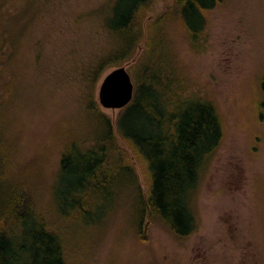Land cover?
Segmentation results:
<instances>
[{
    "label": "rangeland",
    "instance_id": "374dc122",
    "mask_svg": "<svg viewBox=\"0 0 264 264\" xmlns=\"http://www.w3.org/2000/svg\"><path fill=\"white\" fill-rule=\"evenodd\" d=\"M112 1L0 0L7 178L31 198L34 213L66 237V264H264V0H223L205 16L198 52L191 51L178 24L164 27L180 95L213 103L223 132L188 195L191 234L177 238L160 221L141 216L137 194L117 191L113 181L104 191L114 197L85 213L93 224L75 229L59 222L52 199L59 158L67 142L91 144L83 100L89 84L82 73L108 46L101 25ZM173 2L150 1L137 18L143 35L134 55L104 70L93 87L144 199L149 173L118 135L124 108H101L97 92L104 75L118 67L126 69L135 89L145 42L158 30L147 38L145 27Z\"/></svg>",
    "mask_w": 264,
    "mask_h": 264
},
{
    "label": "trees",
    "instance_id": "16d2710c",
    "mask_svg": "<svg viewBox=\"0 0 264 264\" xmlns=\"http://www.w3.org/2000/svg\"><path fill=\"white\" fill-rule=\"evenodd\" d=\"M150 1H112L101 25L108 46L82 73L84 83L89 84L83 91V100L92 123V141L89 145L76 141L65 144L52 189L59 222H68L75 229L94 223L85 213L114 197L112 192L104 191L112 181L117 183V191H134L141 216L146 213L148 218L160 221L175 237H186L194 228L188 195L196 186L204 162L220 144L223 132L213 103L180 95L174 70L169 67L172 59L166 56L169 44L164 27L178 24L191 51L198 52L205 16L223 0H174L169 10L145 27L147 38L158 30L145 42L140 59L145 66L140 70L131 102L117 120L118 135L149 173L150 190L145 199L125 151L117 144L113 126L94 96L93 87L101 73L134 55L143 35L137 18L146 14ZM6 168L0 126V264H66V237L34 213L31 198L7 178ZM102 193L108 196L102 197Z\"/></svg>",
    "mask_w": 264,
    "mask_h": 264
},
{
    "label": "water",
    "instance_id": "95a60500",
    "mask_svg": "<svg viewBox=\"0 0 264 264\" xmlns=\"http://www.w3.org/2000/svg\"><path fill=\"white\" fill-rule=\"evenodd\" d=\"M133 83L124 67L108 72L98 87L97 99L101 108L119 110L126 107L133 97Z\"/></svg>",
    "mask_w": 264,
    "mask_h": 264
}]
</instances>
